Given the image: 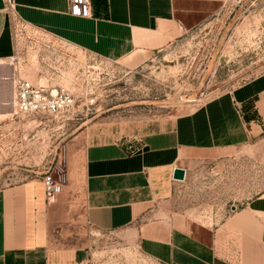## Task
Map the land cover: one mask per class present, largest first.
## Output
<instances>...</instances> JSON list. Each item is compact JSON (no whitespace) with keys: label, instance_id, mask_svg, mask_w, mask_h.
<instances>
[{"label":"crops","instance_id":"0c3cea01","mask_svg":"<svg viewBox=\"0 0 264 264\" xmlns=\"http://www.w3.org/2000/svg\"><path fill=\"white\" fill-rule=\"evenodd\" d=\"M227 1L91 0L89 18L70 15L69 0L14 3L32 30L106 61L142 65ZM18 45L0 0V107L14 103L17 70L10 62ZM263 129L264 75L185 115L93 123L85 132L86 223L111 233L148 220L141 245L160 264H264V195L201 233L171 216L147 218L152 207L174 198L194 163L243 147ZM178 168L186 171L184 181L174 178ZM59 196L49 203L42 179L0 190V264H88L87 248L52 239L68 217Z\"/></svg>","mask_w":264,"mask_h":264},{"label":"rangeland","instance_id":"374dc122","mask_svg":"<svg viewBox=\"0 0 264 264\" xmlns=\"http://www.w3.org/2000/svg\"><path fill=\"white\" fill-rule=\"evenodd\" d=\"M13 28L22 76L34 84L52 77L69 88L76 105L62 116L31 117L0 107V115L11 114L0 118V190L41 180L51 170L68 207L66 222L52 232L55 242L87 248L88 264H160L141 245L148 220L111 233L86 223L85 132L100 121L185 115L264 75V0H228L142 65L106 61L15 20ZM262 195L264 129L243 147L194 163L174 198L152 207L147 218L171 216L201 233L221 227L232 208Z\"/></svg>","mask_w":264,"mask_h":264},{"label":"built area","instance_id":"2783aa9c","mask_svg":"<svg viewBox=\"0 0 264 264\" xmlns=\"http://www.w3.org/2000/svg\"><path fill=\"white\" fill-rule=\"evenodd\" d=\"M3 1L5 10L13 21H18L24 27L30 28L20 21L14 0ZM69 14L79 18L92 17L91 0H69ZM10 64L17 70L14 107L18 115L26 117L37 115L62 116L73 112L76 98L69 88L64 85H57L52 77L45 79L44 84H40V82L34 84L29 79L24 78L19 68L22 66L20 54L13 57ZM61 77H65L64 73H62ZM42 180L46 187L48 202L54 203L62 191L61 181L55 180L51 170H48L43 175Z\"/></svg>","mask_w":264,"mask_h":264},{"label":"water","instance_id":"95a60500","mask_svg":"<svg viewBox=\"0 0 264 264\" xmlns=\"http://www.w3.org/2000/svg\"><path fill=\"white\" fill-rule=\"evenodd\" d=\"M174 178L177 181H184L186 179V171L182 168H178L175 170Z\"/></svg>","mask_w":264,"mask_h":264},{"label":"bare ground","instance_id":"6f19581e","mask_svg":"<svg viewBox=\"0 0 264 264\" xmlns=\"http://www.w3.org/2000/svg\"><path fill=\"white\" fill-rule=\"evenodd\" d=\"M40 84H43L42 82ZM13 106H14V103H13Z\"/></svg>","mask_w":264,"mask_h":264}]
</instances>
